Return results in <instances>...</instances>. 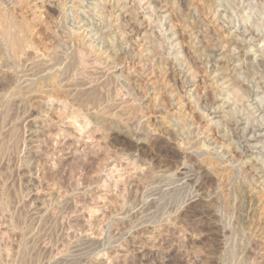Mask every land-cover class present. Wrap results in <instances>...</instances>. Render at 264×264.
I'll use <instances>...</instances> for the list:
<instances>
[{
  "label": "rangeland",
  "instance_id": "1",
  "mask_svg": "<svg viewBox=\"0 0 264 264\" xmlns=\"http://www.w3.org/2000/svg\"><path fill=\"white\" fill-rule=\"evenodd\" d=\"M0 12L7 264L25 242L54 263L76 250L82 264H264V0H0Z\"/></svg>",
  "mask_w": 264,
  "mask_h": 264
},
{
  "label": "bare ground",
  "instance_id": "2",
  "mask_svg": "<svg viewBox=\"0 0 264 264\" xmlns=\"http://www.w3.org/2000/svg\"><path fill=\"white\" fill-rule=\"evenodd\" d=\"M2 12V11H1ZM0 12V18L2 17V13ZM3 18V17H2ZM5 19V18H4ZM6 26V25H5ZM8 29V28H7ZM10 29V28H9ZM14 29V28H13ZM198 29V28H197ZM10 32V31H9ZM12 32V31H11ZM14 33V32H13ZM191 33V32H190ZM207 33V32H206ZM249 33V32H248ZM259 33V32H258ZM257 33V35H259ZM261 33V32H260ZM8 34V33H7ZM18 34V33H17ZM250 34V33H249ZM2 35V34H1ZM5 35V34H4ZM246 35V34H245ZM253 35H255V34H253ZM257 35H255V36H257ZM244 36V35H243ZM242 36V37H243ZM247 36V35H246ZM262 36V35H261ZM254 38V36H251V38ZM258 37V36H257ZM9 38V37H8ZM245 38V37H244ZM256 38V37H255ZM6 39V38H5ZM251 40H254V39H251ZM199 41V40H198ZM247 42H248V40H246ZM256 41V40H255ZM200 42V41H199ZM250 42V41H249ZM248 42V43H249ZM210 43V42H209ZM211 44V43H210ZM226 44V43H225ZM236 44V43H235ZM204 45V44H203ZM3 46V45H2ZM206 46V45H205ZM212 46V45H211ZM207 47V46H206ZM197 48V47H196ZM238 48V47H237ZM205 49V48H204ZM211 49H212V47H211ZM213 50V49H212ZM13 51V50H12ZM211 52V51H210ZM212 54V53H211ZM213 54H214V52H213ZM218 55H220V54H218ZM215 57H216V55H214ZM209 61V60H208ZM209 67V66H208ZM213 67V66H212ZM221 71V70H220ZM214 72V71H213ZM211 75V74H210ZM57 78V77H56ZM57 80V79H56ZM219 82V81H218ZM52 83H54V82H52ZM33 86V85H32ZM21 90V89H20ZM89 98V97H88ZM199 103V102H198ZM260 104V103H259ZM235 106V105H234ZM253 106V105H252ZM259 106V105H258ZM258 109V108H257ZM218 111V110H217ZM222 112V111H221ZM250 113V112H249ZM258 113H260V112H258ZM247 115V114H246ZM250 115V114H249ZM259 115V114H258ZM262 116V115H261ZM260 116V117H261ZM258 117V116H257ZM259 117V118H260ZM264 117V116H263ZM243 118V117H242ZM249 118V117H248ZM259 118L257 119V121L259 120ZM262 120V117L260 118V120L259 121H261ZM239 121V120H238ZM246 122V121H245ZM237 123V122H236ZM251 123V122H250ZM261 124V123H260ZM263 124V123H262ZM255 125V124H254ZM258 126H259V124H257ZM252 126H253V124H252ZM251 125H250V127H252ZM257 126V127H258ZM261 127H262V125H261ZM261 127H258L259 128V130L257 131V132H255L256 130V127L253 129V130H255V131H253L256 135L254 136V142H255V145H257L256 144V141H257V138H258V136H260V135H264V125H263V127L261 128ZM257 128V129H258ZM244 129V128H243ZM247 129H248V127H247ZM250 129V128H249ZM248 129V130H249ZM246 130V129H245ZM247 130V131H248ZM244 131V130H243ZM250 131V130H249ZM246 132V131H245ZM244 132V133H245ZM252 135H253V133H252ZM251 135V136H252ZM244 136H246V135H244ZM247 137V136H246ZM261 137V136H260ZM248 138V137H247ZM252 138V137H251ZM262 138V137H261ZM249 139V138H248ZM139 140V139H138ZM244 141V140H243ZM245 141H247V140H245ZM263 141V140H262ZM138 142V141H137ZM250 142V141H249ZM139 143V142H138ZM248 143V142H247ZM244 144V143H243ZM254 144V143H253ZM258 144H261V143H258ZM241 145V144H240ZM250 145V144H249ZM255 145H253V148L254 149H256V146ZM262 145V144H261ZM260 145V146H261ZM251 146H252V144H251ZM255 146V147H254ZM258 146V145H257ZM263 146V148L261 149L262 151H263V153H264V145H262ZM243 147V146H242ZM246 147V146H245ZM248 147V146H247ZM250 147V146H249ZM248 147V148H249ZM260 148V147H259ZM242 149V148H241ZM244 149V148H243ZM251 149V148H250ZM249 149V150H250ZM252 150V149H251ZM257 150V149H256ZM260 150V151H261ZM240 151V150H239ZM238 151V152H239ZM242 151V150H241ZM253 151V150H252ZM259 151V152H260ZM222 152V151H221ZM244 152V151H243ZM257 153V152H256ZM262 153V152H261ZM262 153V154H263ZM241 154V153H240ZM260 154V153H259ZM235 155V154H234ZM242 155V154H241ZM244 155V154H243ZM251 155V154H250ZM255 156V155H254ZM247 158V157H246ZM255 158V157H254ZM261 164V163H260ZM263 169V168H262ZM264 170V169H263ZM184 168L182 169V168H180L179 170H178V172L175 174V175H177V174H183L184 175ZM188 174V173H187ZM198 174V173H197ZM178 175V176H179ZM186 175V174H185ZM189 175V174H188ZM259 175V174H258ZM260 175H262V176H260ZM260 179L261 180H263L264 179V171H262L261 173H260ZM181 176V175H180ZM172 177V176H171ZM192 177H194V176H192ZM190 178V179H193V178ZM183 178V177H182ZM187 178H188V176H187ZM147 179V178H146ZM184 180H185V178H183ZM255 179V178H254ZM180 180V179H179ZM145 181V180H144ZM148 181V180H147ZM186 181V180H185ZM182 182V181H181ZM198 182V181H197ZM145 184H146V182H144ZM180 183V182H179ZM153 184V183H152ZM141 185V184H140ZM149 185V184H148ZM154 185V184H153ZM178 185V184H177ZM147 186V185H146ZM172 186V185H171ZM190 186V185H189ZM209 186H211V185H209ZM155 187V186H154ZM158 187V186H157ZM195 187V186H194ZM138 188V187H137ZM142 188V187H141ZM140 188V189H141ZM149 188V187H148ZM193 188V187H192ZM206 188V187H205ZM210 188V187H209ZM208 188V189H209ZM137 190V189H136ZM155 190V189H154ZM158 190V189H157ZM165 190V189H164ZM204 190V189H203ZM141 191H142V189H141ZM150 191V190H149ZM181 191H183V190H181ZM198 191H200V188H198ZM153 192V191H152ZM202 192V191H201ZM204 192V191H203ZM207 192H209L208 190H207ZM158 193H160V192H158ZM168 193V192H167ZM170 193V192H169ZM144 194V193H143ZM161 194H163V193H161ZM174 194V193H173ZM194 194V193H193ZM210 194V193H209ZM215 194V193H214ZM163 195H165V194H163ZM209 196V195H208ZM149 197V196H148ZM158 197V196H157ZM214 197V196H213ZM213 197H211V198H213ZM215 198H217V197H215ZM135 199V198H134ZM137 199V198H136ZM145 199V198H144ZM191 200V199H190ZM209 200V199H208ZM211 200V199H210ZM163 201H165V200H163ZM246 201V200H245ZM133 202V201H132ZM138 202V201H137ZM147 202V201H146ZM149 202V201H148ZM131 203V202H130ZM150 203V202H149ZM149 203H141L140 204V201H139V204L137 203L135 206H133V207H138V208H140L141 207V209H143L144 207H146V205H149ZM152 203V202H151ZM166 203V202H165ZM181 203V202H180ZM247 203V202H246ZM127 204V203H126ZM250 204H252L251 203V201H250ZM171 205V204H170ZM168 206V205H167ZM131 207V206H130ZM130 207H128V205H127V207H123V214L127 217V215H130V210L131 211H133L132 210V208L130 209ZM152 207V206H151ZM166 207V206H165ZM182 207V206H181ZM254 207V206H253ZM137 208V209H138ZM164 208V207H163ZM167 208H169V207H167ZM177 208V207H176ZM252 208V207H251ZM135 209V208H134ZM171 209H175V208H171ZM179 209V208H178ZM249 209H250V207H249ZM139 210V209H138ZM144 210V209H143ZM164 210V209H163ZM134 211H136V210H134ZM142 212V211H141ZM169 212V211H168ZM167 212V213H168ZM208 212V211H207ZM247 212V211H246ZM163 213V212H162ZM171 213V212H170ZM206 213V212H205ZM166 214V213H165ZM210 214H212V213H210ZM210 214H208V215H210ZM174 215V214H173ZM203 215V214H202ZM201 215V216H202ZM194 216V215H193ZM192 215H191V217L190 218H192L193 217ZM198 216L199 215H197V217L196 216H194L193 218H195L193 221H192V224H194V223H197L196 221H197V219L199 220L200 218H198ZM204 216V215H203ZM213 216V215H212ZM211 216V217H212ZM210 217V216H209ZM247 217H249V215H247ZM203 218V217H202ZM206 218V217H205ZM249 219L251 220V218L249 217ZM213 220V219H212ZM144 221H146V220H144ZM148 221V220H147ZM243 221H247V220H243ZM191 221H189V223H190ZM213 222V221H212ZM248 222V221H247ZM211 223V222H210ZM208 224V223H207ZM194 226V225H193ZM197 226V225H196ZM201 227V226H200ZM263 227V226H262ZM209 228V227H208ZM253 228V227H252ZM128 230V229H127ZM132 229H129V231H128V234L130 233V232H132L131 231ZM212 230V229H211ZM213 231V230H212ZM136 233V232H135ZM134 233V234H135ZM137 233H139V231L137 232ZM256 233V232H255ZM19 236V235H18ZM224 236V235H223ZM23 237V236H22ZM31 237V236H30ZM107 237V236H106ZM112 238V237H111ZM19 239V238H18ZM17 239V240H18ZM32 239V238H31ZM113 239V238H112ZM28 241V240H27ZM108 241V240H107ZM106 241V242H107ZM34 242V241H33ZM86 242H88V241H86ZM104 242V241H103ZM255 242V241H254ZM32 244V243H31ZM79 244H81V243H79ZM76 245V244H75ZM82 245V244H81ZM104 244L101 242V245H100V242H99V245H95V246H100V247H104L103 246ZM256 245V244H255ZM36 246V245H35ZM72 246V245H71ZM108 246V245H107ZM18 247V246H17ZM77 247V246H76ZM92 247H94V246H92ZM92 247H90V248H92ZM261 247V246H260ZM20 259L18 260V263L17 264H82V261L83 260H81L80 258H81V256L79 257L78 256V254H77V252L78 251H74V252H72L68 257H67V259L66 258H64V260H62V261H58V262H53V259H52V255H51V253H42V251H40V250H38V248H36V247H34V246H29V242H25L24 243V245L21 247L20 246ZM69 248V247H68ZM81 248V247H80ZM95 248V247H94ZM2 249V248H1ZM96 249V248H95ZM99 249V248H98ZM107 249V248H106ZM257 249V248H256ZM94 250V249H93ZM103 250V249H102ZM101 250V251H102ZM45 251V250H44ZM85 251V250H84ZM86 252V251H85ZM98 252V251H97ZM5 253V252H4ZM85 255V253H82V255ZM97 254V253H96ZM108 254V253H107ZM89 255V254H88ZM34 256H38V257H43V258H46V259H48V261L47 262H44V263H41V260H38V262L37 263H35V261H34ZM87 256V255H86ZM230 256V255H229ZM66 257V256H65ZM83 257V256H82ZM37 258V257H36ZM85 257H83V259H84ZM229 258V257H228ZM231 258V257H230ZM39 259V258H38ZM51 259H52V261H51ZM85 260V259H84ZM34 261V262H33ZM86 261V260H85ZM16 262V261H15ZM9 263V262H8ZM89 263V262H88ZM225 263V262H224ZM223 263V264H224ZM0 264H7L6 263V261H5V259L3 258V255L2 254H0ZM16 264V263H15ZM85 264V263H84ZM90 264V263H89Z\"/></svg>",
  "mask_w": 264,
  "mask_h": 264
}]
</instances>
